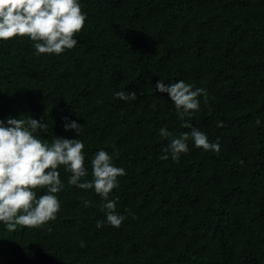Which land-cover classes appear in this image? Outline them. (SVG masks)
<instances>
[{
    "label": "trees",
    "instance_id": "16d2710c",
    "mask_svg": "<svg viewBox=\"0 0 264 264\" xmlns=\"http://www.w3.org/2000/svg\"><path fill=\"white\" fill-rule=\"evenodd\" d=\"M79 3L86 21L71 50L38 55L27 37L0 41V120L30 116L47 123L37 135L48 143L81 140L88 180L94 155L108 152L126 172L109 196L125 219L108 224L106 201L68 184L61 166L57 218L14 232L0 222V264H264V0ZM157 80L202 88L207 102L201 94L182 120ZM185 121L220 151L190 139L179 162L161 159L190 132Z\"/></svg>",
    "mask_w": 264,
    "mask_h": 264
},
{
    "label": "clouds",
    "instance_id": "9594fccd",
    "mask_svg": "<svg viewBox=\"0 0 264 264\" xmlns=\"http://www.w3.org/2000/svg\"><path fill=\"white\" fill-rule=\"evenodd\" d=\"M85 21L86 14L79 0H0V41L27 37L34 42L38 55H60L73 49L78 43L75 37L83 30ZM155 88L158 93L167 94L182 120L199 110L201 94L207 102L204 89H193L182 80L172 84L157 80ZM115 96L135 101L138 94L118 91ZM64 119V130H74L78 137L80 124ZM182 126L191 130L178 138L172 137L166 127L159 130L162 138L172 137L161 159L166 160L170 155L172 160L179 162L181 154L189 151L190 139L197 148L220 151L219 141L210 142L204 132L188 121ZM47 130V123L30 116L26 119L9 117L6 122L0 120V222L9 232H14L17 226L35 229L54 221L61 209L57 193L64 188L58 169L64 166L71 173L68 184L84 190L94 189L106 201L101 210L106 213L107 223L119 228L125 217L117 213V202L109 196L119 187L118 178L126 175L125 169L115 166L113 156L100 150L91 160L92 179L88 180L84 143L77 138L58 136L48 143L37 135ZM40 189H47V193L37 197ZM89 203L85 201L86 206ZM101 226L97 224L98 228Z\"/></svg>",
    "mask_w": 264,
    "mask_h": 264
}]
</instances>
